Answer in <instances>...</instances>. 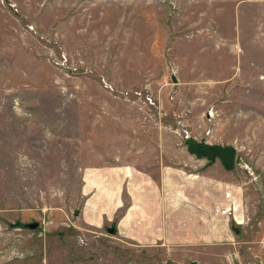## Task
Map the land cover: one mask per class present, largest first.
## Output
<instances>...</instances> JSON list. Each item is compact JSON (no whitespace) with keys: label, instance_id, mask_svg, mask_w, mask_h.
<instances>
[{"label":"rangeland","instance_id":"374dc122","mask_svg":"<svg viewBox=\"0 0 264 264\" xmlns=\"http://www.w3.org/2000/svg\"><path fill=\"white\" fill-rule=\"evenodd\" d=\"M187 136L235 146V167L207 168ZM119 162L207 168L230 211L221 237L141 247L85 224V171ZM251 259L264 264V0H0V264Z\"/></svg>","mask_w":264,"mask_h":264},{"label":"crops","instance_id":"0c3cea01","mask_svg":"<svg viewBox=\"0 0 264 264\" xmlns=\"http://www.w3.org/2000/svg\"><path fill=\"white\" fill-rule=\"evenodd\" d=\"M207 168L191 174L181 165L163 168L155 176L133 162L90 167L84 173L85 197L78 214L85 224L97 228H108L107 223L116 220L113 235L141 247L215 241L230 211L223 214L218 209L223 205L222 182L207 174Z\"/></svg>","mask_w":264,"mask_h":264},{"label":"water","instance_id":"95a60500","mask_svg":"<svg viewBox=\"0 0 264 264\" xmlns=\"http://www.w3.org/2000/svg\"><path fill=\"white\" fill-rule=\"evenodd\" d=\"M186 142L188 144V149L191 153L197 155L198 157L207 158L209 163L216 162L217 159H220L222 164L226 169H233L236 164L237 158V149L233 145H221V144H211L205 140H197L195 137L187 136ZM18 226L24 228L36 229L39 226L38 221L34 222H17ZM107 230L115 234L116 225L113 224L107 228ZM237 233L240 232L239 227H235Z\"/></svg>","mask_w":264,"mask_h":264},{"label":"built area","instance_id":"2783aa9c","mask_svg":"<svg viewBox=\"0 0 264 264\" xmlns=\"http://www.w3.org/2000/svg\"><path fill=\"white\" fill-rule=\"evenodd\" d=\"M246 264H255V259L249 260V262H246Z\"/></svg>","mask_w":264,"mask_h":264}]
</instances>
